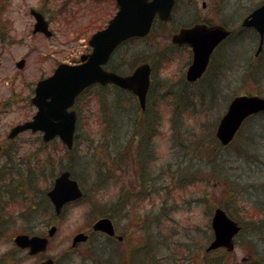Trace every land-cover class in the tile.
I'll list each match as a JSON object with an SVG mask.
<instances>
[{"label":"rangeland","instance_id":"obj_1","mask_svg":"<svg viewBox=\"0 0 264 264\" xmlns=\"http://www.w3.org/2000/svg\"><path fill=\"white\" fill-rule=\"evenodd\" d=\"M195 1L199 18L219 23L224 17L226 20H231L228 21L231 27L233 25L238 26L241 19L260 0ZM42 2L43 0H0V143L6 140L5 137L11 126L29 119L34 113L35 107L30 104L29 98L33 94L35 82L39 78L48 76L58 63H73L78 60L79 56L86 52L88 36L97 27L103 26L108 18V15L104 13L105 7L103 5L97 4L94 7L95 5L88 6L90 2L79 4L76 0L73 2L48 0V4L38 7L42 5ZM187 2L188 0H181V3L179 1L180 10L184 9L186 14L181 15L179 13V18H176L178 13L177 11L175 13L174 18L181 23L191 22L196 18L192 8L188 7L192 2L187 5L188 8L182 5ZM202 2L204 6H202ZM30 8H40L44 12L49 23V29L53 32L51 37L42 33L31 32L34 19L29 13ZM109 9L112 15L116 7L110 6ZM170 28V25L162 28L158 25L156 31L152 32L146 40L142 39L134 43L130 41L126 46L128 48L136 44L134 46L143 47L147 54L151 53L153 48H161L162 44L168 41L167 33ZM243 41L246 40L236 41L238 57H242L248 49L246 46H250L253 42L251 40V43L246 44ZM255 47L256 42L249 51L250 54H253ZM118 51L114 55L116 59L124 54H121L123 50L119 49ZM187 53L186 50L171 52V54L169 53L170 57L166 58L167 60L155 62V65L159 62L162 64L155 70V91L152 99L149 100V105H151L155 95L158 101L163 100L164 84L165 88L174 85L177 89H181L179 76L187 65L186 59L189 58ZM160 54L165 57L168 55L164 49H161ZM130 55L132 56L133 53ZM20 58L24 59L22 68L15 66V62ZM250 60L253 68L259 66L258 60ZM263 68L264 66L260 70L259 78L256 77L255 73L253 75V72L247 76L240 70L236 73L230 70L229 73L231 74L227 75L225 79L227 82H224V87L220 89L223 90L221 92L224 96H219L225 98L226 101L231 95L238 93L252 92L264 96ZM160 82L162 87L159 85ZM200 89L201 82L190 85L186 89L198 110L206 105L199 97ZM106 91L107 94L112 91V96L115 95L113 88H108ZM118 96L119 94H116V97ZM167 101L164 99L163 102L165 108L160 117L163 125L154 141L156 157L152 168L150 167L151 174L154 172L153 185L155 186L151 189L150 184L147 186L144 184V187L148 189L145 194L143 193L144 197L139 202V207L127 210V212H122L119 209L120 213L115 224L119 228L122 224H127L128 242H126V247L131 246V243L139 240L137 232L141 227L136 211L139 210V214L143 215L152 210V214L147 217L155 220L153 218L155 215L157 220L149 229V232L156 235L154 247L152 248V241L148 245L151 251L147 254L150 255L154 251V254L150 255L152 256L151 259H160V264H205V261L210 263L213 255L209 256L207 260L204 255V248L209 240V233H211L209 220L214 207L222 206L221 204L225 202L229 210L244 223H251V221L262 217L264 219L263 214L259 217L256 213L257 209L264 211V115L257 114L254 120L253 118L246 119V122L244 121L241 126L242 129L238 130V135L233 140L234 143L221 148L214 143L211 135L214 134L215 123L225 110L227 103L224 104L218 98L215 101V106L211 105L205 113L196 118L189 115L190 111L193 110L192 106L187 104L185 109L187 111L184 112L186 115L175 119V127L179 129L184 125L191 126L187 127L190 133L198 134L197 138L201 139L203 143L195 149L192 145L181 150V147H176L173 144L175 141H179V139L176 140L179 135L183 140L186 137L175 130L173 139H171L175 141L171 142L170 123L168 122L171 113L169 111L170 106L165 104ZM77 106L79 111L77 135L79 137L75 147L76 158L73 170L84 178V164L86 165L88 160L93 159L94 156L103 161L104 159L109 160L106 154L107 147L94 144L88 148L86 140L87 134L90 132H94V135L88 136L89 139L96 136L97 128L102 127L101 122L105 116L101 117L100 112L102 111L98 108L94 93H85L77 102ZM163 106L161 110H163ZM194 111L196 110L194 109ZM152 112L156 113L157 111L152 108L150 113ZM123 118H121V122L130 121ZM113 121H115V117L112 118ZM208 121H211L210 126L208 124L202 125ZM190 128H193L194 132ZM182 131L185 132V129ZM18 137L14 140L15 143L11 142L16 147L13 152L14 157L23 160L28 159L31 160V164L35 163L41 166L48 162L51 164L48 173L58 171L72 161V158H69L65 148L61 147L57 139L50 141L46 146H40L36 134H32L30 131L20 133ZM96 151H98V155H96ZM161 166H164L165 170H169V173L163 172L164 177L157 176L162 171ZM185 167L189 169L190 173L196 175L194 177L190 175L188 179L186 171L177 172ZM120 169H123V166L116 164L114 173L121 176L125 181L134 179L135 174L131 167L126 173H122ZM40 171H43V168ZM132 174L134 175L132 176ZM46 180H49L46 179V173L45 175L40 173L37 176L38 187L44 189L48 186ZM102 181L106 180L101 179ZM83 185L87 190L91 187L92 189L97 188L96 183L85 182V179ZM97 191L92 196L67 205L63 212L57 234L48 249V253L53 255L63 250V264H98V260L103 261V257L106 258L108 243L97 233L93 234L88 241L78 244L76 248H72L70 245L72 236L79 231L89 232L91 228L88 225L98 216L92 211V203L97 200L98 205L108 204V197L103 186ZM151 191L154 193L150 196ZM110 192L109 197H113L114 191L111 190ZM34 214L32 224L45 222L49 218L45 217L49 214L47 209L36 210ZM120 214L123 216L121 219ZM142 219L144 218L142 217ZM150 223L145 224L149 226ZM258 228V231H255L251 226L243 228L235 238L234 249L225 257V264H257L254 260L253 250L256 244L257 255L264 256V232H262L264 223ZM122 230L124 231V229ZM140 231L142 233L141 228ZM145 252L144 249L139 252V260ZM222 252L219 251L218 253ZM98 254H102L103 257L98 258ZM122 255L117 256L122 257ZM127 255L128 253L123 255L124 263L121 262L122 264H131ZM242 257H246V260L244 261ZM132 264H136V259ZM142 264L147 263L143 262Z\"/></svg>","mask_w":264,"mask_h":264},{"label":"water","instance_id":"obj_2","mask_svg":"<svg viewBox=\"0 0 264 264\" xmlns=\"http://www.w3.org/2000/svg\"><path fill=\"white\" fill-rule=\"evenodd\" d=\"M119 6L115 15L109 20L107 26L92 34L88 42L92 51L83 55V62L75 65L60 63L53 72L36 83L34 96L31 102L37 107L31 120L16 124L10 130L9 136H13L21 130L30 128L32 131L41 130L43 139L49 140L59 135L64 144L72 145L75 112L67 110L74 101L75 96L87 85L93 82H113L123 88L134 91L140 100L144 102L145 92L148 86V65L137 67L131 75L121 76L114 72L106 71L100 64L104 63L110 52L123 39L133 35H144L149 31L155 13L160 18L167 19L173 0H117ZM35 16L33 32L47 30V22L43 16L31 10ZM242 25L252 26L259 34L257 52L260 50L264 36V2L252 10L243 20ZM229 30L220 24H195L189 28H182L173 36L177 43H188L193 51V59L186 71L189 81L197 79L208 63L213 48L227 35ZM23 59L16 65L23 66ZM264 110V97L258 95L234 96L224 114L221 116L215 135L221 144H227L238 129L242 120L251 113ZM57 212L68 201L75 200L82 195L78 183L70 178V172L64 170L55 178L52 188L47 192ZM213 238L206 247V251L218 247L232 250L233 238L239 231V225L228 217L226 212L217 207L211 217ZM95 230H101L108 234L113 233L110 220L102 217L93 224ZM53 232V228L50 233ZM86 239L84 233H77L73 237V244ZM15 241L22 246H30L36 251L46 245V238L20 234ZM49 262V261H48ZM45 262L44 264H48Z\"/></svg>","mask_w":264,"mask_h":264},{"label":"flooded vegetation","instance_id":"obj_3","mask_svg":"<svg viewBox=\"0 0 264 264\" xmlns=\"http://www.w3.org/2000/svg\"><path fill=\"white\" fill-rule=\"evenodd\" d=\"M66 1L73 2L74 0ZM178 1H180L181 3V0H174L175 7L181 6L178 4ZM76 2L79 4L90 2L88 6L95 5L94 7H96L97 4L103 5L105 7L104 13L105 15H108L107 21L112 17L109 9L110 6L117 7L119 5L117 0H76ZM191 2L192 4L189 6L188 4ZM195 2V0H188L187 3H184L182 5L184 7H187L188 5V7L192 8L193 12L197 15L198 9L195 8ZM46 4H48V0H43L42 5H39L38 7L44 6ZM202 6H204L203 2ZM38 10L41 11L40 8H38ZM41 12L44 14L43 11ZM180 14H186L184 12V9L180 10ZM44 16L46 17V15ZM169 23L170 22H166V25ZM166 25H163V27ZM102 27L103 26L97 27L96 30ZM171 28L175 29L174 23H171ZM126 45L127 42L121 44L120 50H123L121 54H124L121 55L119 59H116L114 57L115 63H118L120 65L125 64L128 52V48ZM173 45L180 48V45ZM161 49H164V47H159V50H157L156 48L152 49L151 53L154 52V58L159 55V51H161ZM86 51H89V47L86 48ZM75 62H78V60H76ZM155 83L156 79L152 80V82H150L149 84L146 95L147 100L152 99V95L155 91ZM107 86L110 87L111 85L107 84L106 87ZM157 100L158 98H156L155 95L152 103H155ZM75 110L78 113V107L75 106ZM154 114V112L150 114L147 111L131 112L129 114V118L138 116L141 120H130L129 122L126 121L125 123H122V126L119 129H116L117 131H120V133L116 137L112 135V131L115 130H110L109 136L107 134L106 139L108 140V142H106V154L109 158V174L105 194L108 197V204L110 209L113 207V201H115L116 203L118 202L117 199H119V201L122 200V212H127V210L133 208V200L135 201V199L138 200L139 198H142L144 189V163L145 161L147 162V172L149 173L150 167L153 164V160L156 157L153 151V145H155L154 138L156 136V125L158 124V121L156 117H154ZM141 124H147V126H145L146 131H143L144 127H141ZM149 125H152V127H149ZM25 131L30 130H24L20 133H23ZM30 132L32 134H36L38 142L41 138V133L38 131ZM20 133L9 136L8 132L5 137L6 140H3L2 143H0V264H41L46 259H51V264H63V250L58 251L55 255H53L48 253V249L50 248L53 238H55L54 236L57 234L58 224L62 218V212L64 208L67 207L68 203L62 207V211L60 213H57L54 209L53 204L47 196V191L51 187L53 179L56 177L57 172L55 173V175H52L53 178L48 186H46L44 189L39 188L37 185V176L40 175H38V173L40 172L41 165L35 163L31 164V160L28 159L23 160L22 158L14 157L13 152L16 150V147H14V144L12 143H15L14 140L16 138H19L18 136ZM38 143H40V146L47 145V143ZM143 148H147V154H145ZM144 155L146 156L145 159ZM119 160L120 165L123 166V169H120L122 173H126L127 171H129L130 167L131 169H133L135 174L133 180L127 179V181H125L121 176L114 173V166ZM153 173L152 175L154 176ZM134 174H132V176ZM46 184H48L47 180ZM111 190L114 191L113 197H109ZM46 209L49 211V214L45 217L49 218L46 219L45 222L32 224L31 221L35 216L34 212L36 210ZM111 220L114 228V233L112 235L103 233V235L109 242V256H107V264H112L111 253L113 247L116 249V251L118 250L119 252H122L123 255H125V253L129 254V252L131 250L133 251V249L135 248L136 256L138 257L140 248L136 246L126 247V242H128L126 233V229L128 228L127 224L124 223L120 229L117 227L112 218ZM50 228H54L55 232L49 237V246H47L42 251L32 253L30 247L21 246L15 242L14 237L17 234L22 233L28 235L47 236ZM122 229H124V231ZM123 255L122 263H124Z\"/></svg>","mask_w":264,"mask_h":264},{"label":"trees","instance_id":"obj_4","mask_svg":"<svg viewBox=\"0 0 264 264\" xmlns=\"http://www.w3.org/2000/svg\"><path fill=\"white\" fill-rule=\"evenodd\" d=\"M222 23L224 25L228 24V22L224 19H222ZM243 31H244V29H240V28L234 29L233 32L231 33V35L226 39V41H224L219 46V48L216 49L215 52L213 53L210 65H209L208 70L206 72L207 77L204 76L203 79L201 80L202 83H205V89L203 90V93H201L200 98L203 102H205V104H206L205 107L199 108V110H198V108L196 107V104H194V101L192 98L187 99L186 97H182L181 92L177 94V91H175L172 93L174 102L172 104H170L174 110L179 111L181 113H184L187 111V110H185L186 105L190 104L192 106L193 111H190L191 113L189 115L196 118L199 115H201L202 113H205L210 108L211 105L215 106V99L218 98L220 94L224 96L223 92H221L223 90H220V89L224 87V82L225 83L227 82V81H225L227 75L231 74V73H229L231 68H232V65H233V61H231V60H233V58L235 59V57H236V55H235L236 54L235 42L237 41V38L244 39V40H246V42H249V43H251V40H253V41L257 40V35L252 29H250V33H248L249 36H243V34H244ZM238 41H240V40H238ZM225 42H227L228 45ZM223 46H225V48H222L224 50L220 49ZM252 47H253L252 44L250 46H248L246 53L242 57H239L240 58L239 62H241V58H243V57H246L249 59V54H250L249 51L251 50ZM257 59L259 61V66H256L255 68H253L252 64L250 62L244 64L243 66H244V69L250 68V74L252 71L253 75L255 73L256 77L259 78L260 77V70L264 66V48L262 49V51L259 54V56L257 57ZM234 64H235V62H234ZM261 64H263V66H261ZM263 73H264V68H263ZM250 74H249V76H250ZM209 75H212V76L209 77ZM225 101H226L225 98L222 97V102L224 103ZM193 108L196 111H194ZM174 110H173V112H175ZM210 122L211 121H208L207 123H202V125H204V124L209 125ZM187 127H191V126L184 125L182 128L177 129L174 125V131L177 130L180 132V134H183L182 136L186 137L185 140H187L186 142L189 144V146L193 145L194 149L198 148L203 143L202 140L197 138L198 134L190 133V130ZM201 127L203 128V126H201ZM184 129H185L186 133L182 131ZM190 129H193V128H190ZM191 131L194 132V129ZM213 136L214 135H211V138L217 144L218 142H216L215 137H213ZM178 138L180 139L182 137L179 135L177 137V139ZM185 140H182V139L179 140L180 145L183 147H184V144L186 143ZM175 142H178V141H175ZM73 163L74 162L71 161V165ZM117 164L120 166V162ZM71 165H69L70 168L72 167ZM44 166L49 167L48 163L45 164ZM84 166H85V169H84L85 182H89L90 180H92V181H90L91 183L93 181H95L97 183H101V179H97L95 177L94 170L97 169V170L102 171V174L104 176V161L97 157V159L93 158V159L88 160V162H86V165L84 164ZM160 169L162 170L159 173L160 177H164V173H169V170H165L164 166H161ZM182 170L183 169L181 168L179 170V172H182ZM38 175H39V173H38ZM195 175L196 174L192 173L191 176L194 177ZM48 177H49V175L47 176V178ZM103 189L105 192L106 183H104V181H103ZM97 190L98 189L96 188V190H93V192H98ZM95 199H99V198H95ZM221 205L227 210V212L229 213L230 216L238 219V217L231 210H229V208L225 202H223ZM91 206H92V211H94L95 215H110V213H111L110 210H108L106 208V204L98 205L97 200H95V203L93 202ZM96 211H98V212H96ZM256 213L259 215V217H261L262 214L264 216L263 209H259V210L257 209ZM262 223H264L263 217L258 219V220L251 221V223L250 222L242 223L241 231L243 230V228L245 226H251L255 231H258L259 230L258 227H260ZM262 232H264V228H263ZM262 232H260V233H262ZM149 235H150V233L149 234L146 233V235H144V237H146V239H147L150 237ZM208 237H210V233H209ZM146 239H145V243H146ZM156 246H158V245H156ZM256 249H257V246L255 244L254 250H253V255L255 257L254 260H256L257 264H264V256L257 255L258 252L256 251ZM228 254H229V252H227V251H223L222 253H218V251H211L208 253H204V255H205L206 259L209 256L211 257L213 255L214 260L213 259H211V261L209 260L210 263H207V261H205V259H203V261H205V264H225L224 260ZM159 260L160 259H155V260L150 259L148 261V264H156V263L160 264Z\"/></svg>","mask_w":264,"mask_h":264}]
</instances>
